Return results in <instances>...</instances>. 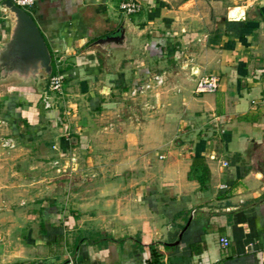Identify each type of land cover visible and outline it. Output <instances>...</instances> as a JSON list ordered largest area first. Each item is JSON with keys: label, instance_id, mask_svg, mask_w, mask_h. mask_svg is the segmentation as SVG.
I'll return each mask as SVG.
<instances>
[{"label": "crops", "instance_id": "1", "mask_svg": "<svg viewBox=\"0 0 264 264\" xmlns=\"http://www.w3.org/2000/svg\"><path fill=\"white\" fill-rule=\"evenodd\" d=\"M125 1L25 10L65 96L0 71V264H264V0Z\"/></svg>", "mask_w": 264, "mask_h": 264}, {"label": "water", "instance_id": "2", "mask_svg": "<svg viewBox=\"0 0 264 264\" xmlns=\"http://www.w3.org/2000/svg\"><path fill=\"white\" fill-rule=\"evenodd\" d=\"M0 11L11 17L10 35L0 49V71L23 82L48 79L52 58L33 17L8 0L0 3ZM94 45L125 49L128 37L123 29L120 35L100 39Z\"/></svg>", "mask_w": 264, "mask_h": 264}, {"label": "built area", "instance_id": "3", "mask_svg": "<svg viewBox=\"0 0 264 264\" xmlns=\"http://www.w3.org/2000/svg\"><path fill=\"white\" fill-rule=\"evenodd\" d=\"M6 0H0V3ZM11 1L16 7L25 10H28L34 5L35 0H8ZM120 10L126 15L136 14L140 10L139 3L134 0H128L120 4ZM57 72L52 74L48 78V85L42 92L41 105L44 110H51L56 105L57 100H63L65 96L64 92V78L62 74L58 71V67H56ZM152 81L155 82L156 86L162 85V80L159 76H154ZM154 84H150V81L142 85L139 90L134 89L131 94L136 95L137 93H142L143 91H147L153 88ZM218 88L217 79L215 77H204L201 78L195 88L196 93H214ZM264 104V100L262 101ZM219 244L222 248H227L229 246V241L225 237H221L219 239ZM264 254V250L262 251Z\"/></svg>", "mask_w": 264, "mask_h": 264}, {"label": "rangeland", "instance_id": "4", "mask_svg": "<svg viewBox=\"0 0 264 264\" xmlns=\"http://www.w3.org/2000/svg\"><path fill=\"white\" fill-rule=\"evenodd\" d=\"M128 38H129V41H131V36H129ZM45 83H47V85H48L47 79L45 80ZM44 87H45V85H44ZM43 91H44V90H43ZM43 91H42V92H43ZM42 92L40 93V96H41ZM40 102H41V98H40ZM138 104H139V103H138ZM55 165H58V162H55ZM63 168H64V167H63ZM64 170H65L66 172H64V173L62 172V174H66V173H68L66 168H64L63 171H64Z\"/></svg>", "mask_w": 264, "mask_h": 264}, {"label": "trees", "instance_id": "5", "mask_svg": "<svg viewBox=\"0 0 264 264\" xmlns=\"http://www.w3.org/2000/svg\"><path fill=\"white\" fill-rule=\"evenodd\" d=\"M52 73H53V71H52ZM52 73H51V75H52ZM51 75H50V76H51ZM50 76H49V77H50ZM196 162H197V161H196ZM194 168H195V163H194ZM192 171L195 172V170H194L193 168H192ZM203 172H206V168L203 169ZM197 180L199 181L200 184H203V180H202L201 178L198 177Z\"/></svg>", "mask_w": 264, "mask_h": 264}]
</instances>
